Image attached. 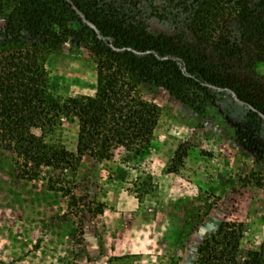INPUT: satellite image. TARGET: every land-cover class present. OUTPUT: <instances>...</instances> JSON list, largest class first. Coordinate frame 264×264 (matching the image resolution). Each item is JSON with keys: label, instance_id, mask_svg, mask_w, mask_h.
<instances>
[{"label": "rangeland", "instance_id": "1", "mask_svg": "<svg viewBox=\"0 0 264 264\" xmlns=\"http://www.w3.org/2000/svg\"><path fill=\"white\" fill-rule=\"evenodd\" d=\"M152 35L195 43L189 7L195 0H106ZM257 2L259 0H252ZM0 34L18 0H0ZM231 31L239 34L236 22ZM0 35V42H2ZM94 55L68 42L46 61L50 88L62 102L94 96ZM264 89V65L253 47L237 62ZM160 108L151 145L115 148L108 159L85 156L76 177V205L47 189L46 170L26 180L18 159L0 148V264H194L200 243L224 221L240 223L245 257L264 244L262 153L236 140L248 106L217 91L197 114L166 91L140 86ZM79 127L63 119L48 143L75 153ZM36 135L40 132L35 130ZM182 162L176 159V153ZM103 204V213L96 212Z\"/></svg>", "mask_w": 264, "mask_h": 264}, {"label": "trees", "instance_id": "2", "mask_svg": "<svg viewBox=\"0 0 264 264\" xmlns=\"http://www.w3.org/2000/svg\"><path fill=\"white\" fill-rule=\"evenodd\" d=\"M187 8L193 44L150 34L106 0H18L0 34V148L16 156L26 180L45 169L48 191L69 197L73 207L85 156L108 159L115 148L149 147L160 108L143 99L142 84L166 91L197 114L206 112L217 91L232 93L248 106L236 140L262 153L264 89L237 62L253 47L264 65V0H195ZM68 42L84 44L94 55L96 93L62 102L51 91L46 61ZM63 119L78 122L75 153L44 140ZM182 157L176 153L179 163ZM96 207L102 214L104 205ZM242 238L240 223L222 222L200 243L194 264H264V244L243 257Z\"/></svg>", "mask_w": 264, "mask_h": 264}]
</instances>
